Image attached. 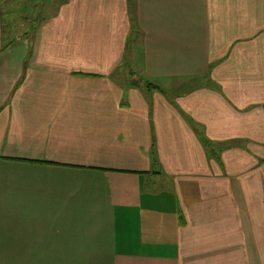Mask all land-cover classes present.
<instances>
[{
	"label": "crops",
	"instance_id": "0c3cea01",
	"mask_svg": "<svg viewBox=\"0 0 264 264\" xmlns=\"http://www.w3.org/2000/svg\"><path fill=\"white\" fill-rule=\"evenodd\" d=\"M85 255L264 264V0H0V264Z\"/></svg>",
	"mask_w": 264,
	"mask_h": 264
},
{
	"label": "rangeland",
	"instance_id": "374dc122",
	"mask_svg": "<svg viewBox=\"0 0 264 264\" xmlns=\"http://www.w3.org/2000/svg\"><path fill=\"white\" fill-rule=\"evenodd\" d=\"M63 1V0H62ZM16 21H18L17 19H15V22ZM14 38L16 37L15 35L13 36ZM19 37V36H18ZM16 39V38H15ZM21 40H23V39H21ZM80 260V264H88V260H87V258H86V255H85V257H82V258H80L79 259Z\"/></svg>",
	"mask_w": 264,
	"mask_h": 264
},
{
	"label": "trees",
	"instance_id": "16d2710c",
	"mask_svg": "<svg viewBox=\"0 0 264 264\" xmlns=\"http://www.w3.org/2000/svg\"><path fill=\"white\" fill-rule=\"evenodd\" d=\"M207 145V144H206Z\"/></svg>",
	"mask_w": 264,
	"mask_h": 264
}]
</instances>
